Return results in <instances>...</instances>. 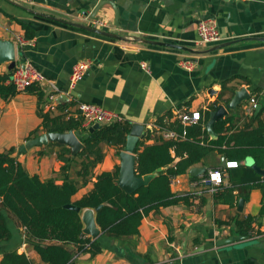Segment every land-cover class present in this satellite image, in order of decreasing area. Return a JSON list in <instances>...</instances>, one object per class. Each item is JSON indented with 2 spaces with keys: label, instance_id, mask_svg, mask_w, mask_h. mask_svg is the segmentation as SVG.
Returning <instances> with one entry per match:
<instances>
[{
  "label": "crops",
  "instance_id": "crops-1",
  "mask_svg": "<svg viewBox=\"0 0 264 264\" xmlns=\"http://www.w3.org/2000/svg\"><path fill=\"white\" fill-rule=\"evenodd\" d=\"M100 1L31 0L27 4H14L0 0V40L14 44L15 67L29 63L53 86H33L43 94L40 104L43 113L78 120L74 118L77 105L89 103L114 112L131 124L142 125L144 133L161 116L202 113L214 103L225 104L241 88L250 99L236 109L239 116L235 124L239 128L247 123L243 117L251 99L260 106L259 111L264 109V43L248 40L264 37V0H106L114 5L117 17L107 4L90 19ZM48 17L91 27L94 21L103 22L101 30L117 34L125 41L91 34ZM14 19L28 24L34 37L25 39L24 31ZM204 20L217 25L220 44L235 43L212 53L193 55L135 41L140 38L206 50L212 46L195 45L197 24ZM18 37L25 41L23 45ZM80 61L90 62V68L69 91L71 70ZM8 66L9 63L0 64V75L10 72ZM223 83L225 91L219 101ZM37 105V95L25 90L9 101L0 99V152L13 149V157L30 176L61 184L63 163L57 158L59 148L47 145L17 153L31 132L44 133ZM153 138L150 136L146 143H153ZM103 152L95 175L119 166L116 148L103 147ZM221 159L219 154L212 153L194 167H204L205 173L221 169ZM245 164L252 166L253 161L246 159ZM74 171L69 172L72 178ZM192 178L195 177L188 171L177 176L170 186L173 193L186 196V202L148 214L141 221L139 233L130 239L111 241L100 232L95 240L101 252L94 256L75 252V264H264V216L258 224H252L249 237L236 233L232 224H221L257 216L264 203L261 189L251 190L239 210L238 203L215 201L212 194L194 186L196 179ZM93 181L81 187L72 200L89 192ZM228 186L224 174L222 188ZM7 224L11 237L0 243V260L4 252L16 251L24 254L31 264H45L25 242L24 230L13 219L7 218ZM83 235L93 241L89 235ZM231 236L244 239L218 244Z\"/></svg>",
  "mask_w": 264,
  "mask_h": 264
},
{
  "label": "trees",
  "instance_id": "trees-1",
  "mask_svg": "<svg viewBox=\"0 0 264 264\" xmlns=\"http://www.w3.org/2000/svg\"><path fill=\"white\" fill-rule=\"evenodd\" d=\"M14 20L24 31L25 39L34 37V31L28 24ZM12 72L0 75V99L3 101H9L19 93L9 82ZM225 85L222 84L219 101ZM25 91L38 97L37 116L41 119L44 133L73 131L83 145L75 157L65 146L48 145L59 148L57 158L63 163L61 184H55L52 180L42 182L37 176H30L13 157V149L0 152V243L10 239L7 218L13 219L24 230L25 242L45 264H75V252H86L91 256L101 252L96 240L84 237L79 212L65 206L72 205L80 210L98 208L95 219L103 236L111 241L130 239L139 233L141 221L148 214L187 201L186 196L171 191L172 181L202 163L212 153L238 164L236 168L222 170L230 186L212 194L215 201L228 205H235L240 200L246 202L253 189H261L264 199V179L255 170L264 169V109L244 116L247 123L241 128L235 124L238 110L229 111L225 118L214 123V136H209L204 129L209 112L214 109L212 105L201 113L202 118L198 123L190 126H183L171 113L159 117L155 126L173 131L179 138L164 140L154 137L153 143L147 144L150 131L143 134L135 148V173L142 177L161 170L146 186L129 194L117 184L118 165L112 171L98 175L94 174V169L103 161V147H113L119 152L125 146L131 123L116 122L89 131L81 127L79 120L43 113L40 109L42 92L33 86ZM37 133L38 130L31 132L29 138L37 136ZM246 159H251L253 165H246ZM71 169L75 170L73 178L69 175ZM93 179L92 189L80 199L72 200L76 192ZM263 216L264 203L255 217L235 218L221 224H232L236 233L249 237L252 224H258ZM0 264L31 263L24 254L7 251L2 254Z\"/></svg>",
  "mask_w": 264,
  "mask_h": 264
},
{
  "label": "water",
  "instance_id": "water-1",
  "mask_svg": "<svg viewBox=\"0 0 264 264\" xmlns=\"http://www.w3.org/2000/svg\"><path fill=\"white\" fill-rule=\"evenodd\" d=\"M110 5L115 10V17H117L116 9L114 5L106 0L100 1L95 9L93 10L90 19H94L96 12L104 5ZM50 20H54L56 22L69 25L81 30H84L86 32H89L91 34H95L104 38L114 39L118 41H125V39L117 34L110 33L105 30L97 29L91 26H86L82 24H76L71 22H66L62 20H58L55 18L48 17ZM248 40L256 41L264 43V37L261 38H248ZM136 42H140L142 44H147L151 46H159V47H167L172 48L180 51H184L193 55H205L208 53H212L221 49H224L230 45H233L235 41L226 42L214 45L206 50H191L189 48H185L179 45H174L170 43H164V42H157L152 40H146V39H135ZM1 63H9L8 70H13L15 67V52H14V44L12 42L8 41H1L0 40V64ZM250 99L249 94H247L246 90L244 88H241L238 91H235L233 96L229 99L228 102L225 104H212L213 110L209 112V119L207 123L204 126L205 131L209 136H214L213 132V125L215 122L225 118L229 111H234L238 108V106L243 102ZM260 110V106L256 105L254 112L255 114L258 113ZM99 125H94L91 128H89V131H92L94 129H97ZM144 127L139 124H132L130 131L128 133V136L126 138L125 146L123 147V150L118 153L119 158V173H118V179L117 184L120 188H122L126 193L132 194L139 190L141 187L146 186L152 179V177L160 172L161 169H157L154 173L150 175H145L142 177H138L135 173V162H136V154H135V148L139 140L142 138ZM49 144H58L61 146H65L70 149L71 156L75 157L79 154V152L83 149V145L78 140L76 135L73 131H68L65 133H43L41 135H37L35 137L27 139L24 144H22L18 150L17 153L23 154L27 151L36 148V147H43L47 146ZM225 163L226 160L224 158L221 159V168L225 169ZM256 172L264 179V170H260L259 168H255ZM204 167H192L189 170V175L191 177H200L205 173ZM243 205V201L240 200L238 202V209L241 210V207ZM67 209L74 210L76 212H79L80 220L82 223V233L85 235H89L91 239L94 241L99 235H100V228L96 224L95 214L98 208L95 209H82L77 208L72 205L65 206ZM244 238L241 236H231L224 240H220L218 244L220 245H228L237 241H242Z\"/></svg>",
  "mask_w": 264,
  "mask_h": 264
},
{
  "label": "built area",
  "instance_id": "built-area-1",
  "mask_svg": "<svg viewBox=\"0 0 264 264\" xmlns=\"http://www.w3.org/2000/svg\"><path fill=\"white\" fill-rule=\"evenodd\" d=\"M14 4H27L31 0H8ZM226 2H244L246 0H222ZM103 22L94 21V28L101 29L104 27ZM197 38L195 40V45L200 47H209L220 44L221 37L217 28V25L210 20H204L197 24L196 28ZM20 45H23L25 41L18 37L17 38ZM141 67L147 70L145 64H141ZM90 68V62L80 61L76 63L69 76V91L73 90L74 87L80 82L83 77L86 75L87 71ZM185 68H188L185 66ZM9 82L14 85L15 89L18 92L24 91L31 86H41V85H51L50 81L42 74L39 70L34 68L29 63H24L20 66L14 67L12 75ZM249 106L246 108V115L250 116L256 107V103L251 99ZM75 117L81 122V127L84 129H89L94 125H109L112 123H121L124 122L122 116L107 111L100 106L89 104V103H79L76 108ZM173 118H176L183 126H190L198 123L202 114L200 112H185L173 115ZM150 131L152 137H160L164 140H173L179 138L178 134L173 131H165L160 129L158 126H153L146 131ZM145 131V132H146ZM144 132V133H145ZM142 133V136L143 134ZM237 162H226L225 169L236 168ZM224 169H215L208 170L205 174L201 175L199 179L195 180L193 185L199 188H203L206 192L214 194L218 189L222 188L224 184V174L222 173Z\"/></svg>",
  "mask_w": 264,
  "mask_h": 264
}]
</instances>
